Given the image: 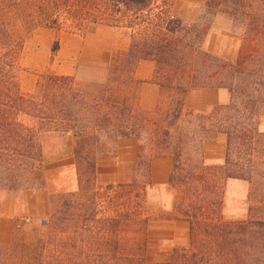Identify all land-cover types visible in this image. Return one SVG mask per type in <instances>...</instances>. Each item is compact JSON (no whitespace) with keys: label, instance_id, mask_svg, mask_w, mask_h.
<instances>
[{"label":"trees","instance_id":"trees-1","mask_svg":"<svg viewBox=\"0 0 264 264\" xmlns=\"http://www.w3.org/2000/svg\"><path fill=\"white\" fill-rule=\"evenodd\" d=\"M63 2L0 0V192L44 190L42 180L25 173L43 167L46 135L74 139L75 168L84 173L78 180L82 191L95 186L103 142L137 138L144 144L138 147L131 183L119 186L129 190L133 207L105 218L101 229L107 233L71 237L64 247L69 250L49 251L45 258L40 254L32 264H264V132L258 129L264 117V0H206L194 21L172 20L168 0L161 5L157 0H94L101 7L100 20L111 19L108 25L142 28L129 48L111 60V82L90 98L76 87L74 76L48 74L36 93L24 94L16 75L24 41L17 24L28 28L27 33L47 26L51 12ZM36 3L38 11H31ZM217 14L227 17L242 38L234 64L203 49ZM58 46L56 41L51 51L57 52ZM142 61L154 64L153 80L160 88L175 93L158 125L137 118L134 108L109 95L110 83H131ZM187 87L225 88L230 101L208 113H195L184 106ZM220 133L226 136L224 163L208 165L204 144ZM144 146L158 152L144 155ZM160 156L172 159L168 182L182 194L174 216L188 225L190 240L188 246L173 249L168 261L147 263L125 251L130 242L136 250L142 247L140 234L148 225L145 190L151 184V160ZM229 179L250 185L251 215L245 220L222 218ZM261 211V216L253 215ZM7 249L0 246V264H11Z\"/></svg>","mask_w":264,"mask_h":264},{"label":"rangeland","instance_id":"rangeland-1","mask_svg":"<svg viewBox=\"0 0 264 264\" xmlns=\"http://www.w3.org/2000/svg\"><path fill=\"white\" fill-rule=\"evenodd\" d=\"M168 1V15L172 20L194 21L202 13L206 0ZM157 3L161 5L162 0H157ZM38 5L36 3L31 11H38ZM100 8L94 0H64L51 12V23L47 26H39L27 33L28 28L17 24L16 30L24 36V41L16 75L24 94L36 93L41 78L55 74L74 76L76 87L86 91L90 98L100 95L105 83L111 82V73L114 72L109 68L111 60L125 52L142 29L108 25L111 19L105 22L97 16ZM56 41L59 46L53 53L51 49ZM241 43L242 38L233 30L231 21L217 14L205 37L203 49L226 63L234 64ZM133 79L127 85L110 83L109 95L114 101L134 108L137 118L144 117L151 125L162 123L175 93L161 88V98L155 104L152 101L154 93L148 91L141 103L138 92L142 81ZM151 81L155 83L153 78ZM189 84V81L185 83L186 86ZM187 88L184 106L190 111L208 109V113L214 106L222 105L219 102L224 95L230 98L225 88ZM190 91L193 95L187 104ZM263 120L264 117L260 123ZM263 127L258 126V129L261 131ZM42 140L43 167H36L25 176L42 180L44 190L21 191L17 197H6L3 193L18 191L0 192V246L8 248L7 260L11 264H32L34 257L41 254L45 258L49 251L62 254L69 250V247H64L71 237L88 239L90 231L95 236L107 233L101 229L103 220L115 218L116 213L133 207L131 193L119 186L131 183L133 165L138 158V152L134 156L132 145L138 146L144 141L134 138L119 139L115 143L113 139L103 142L96 160L95 186L82 191L78 180L84 179V173H78L75 168L72 136L53 133ZM211 142L213 140L205 143ZM156 152L158 150L144 146V155L152 156ZM132 160L134 163H130ZM163 168L164 164L156 167L157 183L152 185L151 182L145 190L144 213L148 217V225L140 234L142 247L136 250L130 242L125 251L126 254L138 255L147 263L168 261L173 249L188 246L190 240L188 225L174 216V206L182 202V194L168 180L164 183L159 180ZM108 186L112 189L106 190ZM249 192L247 181H227L222 207L225 221L250 217L252 202ZM261 214L262 211L253 215ZM112 233H109L110 239L114 237Z\"/></svg>","mask_w":264,"mask_h":264},{"label":"crops","instance_id":"crops-1","mask_svg":"<svg viewBox=\"0 0 264 264\" xmlns=\"http://www.w3.org/2000/svg\"><path fill=\"white\" fill-rule=\"evenodd\" d=\"M154 69L155 66L152 62L150 61H142L138 64L136 67V70L133 73V77L136 79H140L142 81V84L140 85L139 88V97H140V102H144V96L146 95V92L151 91L153 94L152 101H154L155 104L158 103V101L161 98V88L158 84L152 82V78L154 76ZM194 90H200L198 88H194ZM193 95V92L191 91L187 95L186 103L188 104L190 101L191 96ZM230 98L225 97L224 99L221 100L219 103L222 105H226L229 103ZM218 104V103H216ZM193 112H199V113H207L208 109L200 110V109H193ZM264 126V120L260 123V126ZM264 132V127L263 130ZM127 139H134V138H127ZM137 139V138H135ZM138 140V139H137ZM119 141V140H118ZM141 143V141H140ZM137 144L133 143L132 145V151L134 152V156L136 157L137 152H138V147ZM204 151V163L208 165H221L224 163L225 159V151H226V136L224 134H217L216 137L214 138L213 142L211 143H205L203 147ZM135 160L130 161V163H134ZM171 163V166H170ZM161 164H164L163 168V173L160 175V181L164 183L165 181L168 180L171 167H172V159L169 156H160V157H154L151 160V182L152 185L157 183L156 181L158 180L157 175H156V167L160 166ZM6 194V197H17L19 194H22L21 191L18 192H10V193H3ZM4 196V195H3Z\"/></svg>","mask_w":264,"mask_h":264}]
</instances>
